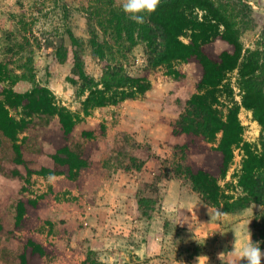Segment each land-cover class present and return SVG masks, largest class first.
I'll return each instance as SVG.
<instances>
[{
  "label": "rangeland",
  "instance_id": "374dc122",
  "mask_svg": "<svg viewBox=\"0 0 264 264\" xmlns=\"http://www.w3.org/2000/svg\"><path fill=\"white\" fill-rule=\"evenodd\" d=\"M123 3L0 0V61L20 80L12 90L46 89L58 108L75 116V141L94 169L80 172L75 181L66 175L44 177L40 170L52 168V155L62 145L57 118H27L20 109L10 110L28 124L15 142L19 157L15 143L0 136V264H20L28 235L45 250L43 257L29 264H197V256H201L200 264H232L235 237L240 244L248 230L253 233L260 206L251 204L238 213L211 218L218 211L204 205L190 182L175 174L176 162L183 161L174 147L182 145L185 136L171 135L169 125L197 93L200 68L181 61L152 68L142 42L136 39L131 46L103 36L99 18L111 10L124 12ZM233 9L242 55L257 52L264 79V0H237ZM196 14L202 16L200 11ZM93 33L113 51L107 61L122 66L132 77L147 78L150 89L144 95L84 109L86 87L74 76V52L81 56L84 74L98 81L102 63L91 56ZM181 40L188 42L187 37ZM226 49L222 40L208 47L216 56ZM239 80V68L224 75L216 92L217 109L225 116L238 106L243 142L258 148L260 126L252 112L241 106ZM83 129L94 138L82 140ZM193 153L192 160L211 163L201 147ZM243 157V150L237 148L219 182L234 197L242 194L235 175ZM40 196L47 206L38 210L37 218L19 226L25 231H16L18 202Z\"/></svg>",
  "mask_w": 264,
  "mask_h": 264
},
{
  "label": "trees",
  "instance_id": "16d2710c",
  "mask_svg": "<svg viewBox=\"0 0 264 264\" xmlns=\"http://www.w3.org/2000/svg\"><path fill=\"white\" fill-rule=\"evenodd\" d=\"M106 1L109 3V0ZM235 1L161 0L154 13L145 15L142 25L133 22L124 12L114 10L100 17L99 25L104 28L102 35H108L111 40L124 41L131 46L135 45L136 39L142 42L149 67L181 61L194 62L200 68L197 93L169 125L171 135L185 136L184 143L174 147L183 161L176 162L175 174L190 182L192 191L198 194L204 205L220 213H238L251 204L260 206L262 211L254 215L251 239L254 243L260 242L264 251V79L259 74L262 66L257 52L247 51L242 55L239 30L233 22ZM197 11L202 12L200 18ZM181 37H187L188 42L184 43ZM216 40L227 44V49L218 56L208 50ZM72 41L75 42L73 38ZM90 43L91 56L102 63V75L98 81L84 74L81 56L74 52V76L86 87L84 93L87 95L82 103L85 110L132 100L150 89L147 78L132 77L124 72L122 66L106 60L113 51L109 46L101 45L96 34H92ZM236 68H239L243 91L241 106L252 112L253 119L260 126L258 148L243 142V127L237 118L238 106H232L225 116L217 109L216 92L224 75ZM18 81L7 65L0 61V136L15 143L18 135L27 128L28 123L10 114L11 109H20L27 118L37 115L56 117L62 145L52 155V168H44L40 172L44 177L66 175L74 181L82 171L93 173L92 161L75 141L77 118L67 110L58 108L46 89L14 92L11 86ZM79 136L85 141L94 138L92 132L86 129L80 131ZM196 147H201V152L211 157V163H198L191 159ZM237 148L244 153L235 175L242 194L234 197L226 194L219 182L225 178ZM19 149L15 143L17 157L20 156ZM46 206L41 196L35 200H20L16 206V231H25L19 226L26 219L37 218L38 210ZM44 254L43 246L28 235L24 238L19 262L29 264Z\"/></svg>",
  "mask_w": 264,
  "mask_h": 264
},
{
  "label": "clouds",
  "instance_id": "9594fccd",
  "mask_svg": "<svg viewBox=\"0 0 264 264\" xmlns=\"http://www.w3.org/2000/svg\"><path fill=\"white\" fill-rule=\"evenodd\" d=\"M161 0H124L122 9L124 13L138 25L145 22V15L154 13ZM223 214L220 212L215 213L214 217L219 219ZM235 234V233H234ZM230 253L236 256L234 264H262L264 262V251L261 250L260 242H252L251 232L248 230L247 241L237 244L236 237L232 245ZM220 253L218 254V258ZM201 256L196 257L197 264H200Z\"/></svg>",
  "mask_w": 264,
  "mask_h": 264
},
{
  "label": "crops",
  "instance_id": "0c3cea01",
  "mask_svg": "<svg viewBox=\"0 0 264 264\" xmlns=\"http://www.w3.org/2000/svg\"><path fill=\"white\" fill-rule=\"evenodd\" d=\"M51 167H52V166H51ZM47 168H50V167H47ZM243 241L246 242V241H247V238L244 239ZM230 259H231V260H230V263L234 264V262L236 261L237 258H236V256H234V255L231 254V255H230ZM241 264H246V262H243V261H242ZM262 264H264V262H262Z\"/></svg>",
  "mask_w": 264,
  "mask_h": 264
}]
</instances>
